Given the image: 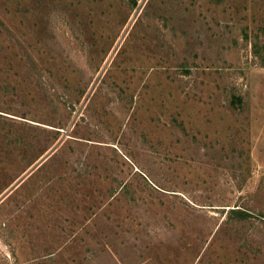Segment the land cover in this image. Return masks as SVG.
I'll return each instance as SVG.
<instances>
[{
    "label": "rangeland",
    "instance_id": "1",
    "mask_svg": "<svg viewBox=\"0 0 264 264\" xmlns=\"http://www.w3.org/2000/svg\"><path fill=\"white\" fill-rule=\"evenodd\" d=\"M0 264H264V0H0Z\"/></svg>",
    "mask_w": 264,
    "mask_h": 264
},
{
    "label": "trees",
    "instance_id": "2",
    "mask_svg": "<svg viewBox=\"0 0 264 264\" xmlns=\"http://www.w3.org/2000/svg\"><path fill=\"white\" fill-rule=\"evenodd\" d=\"M232 213L237 214V216L239 217V219H243L247 215L245 212L238 211V210H232Z\"/></svg>",
    "mask_w": 264,
    "mask_h": 264
}]
</instances>
